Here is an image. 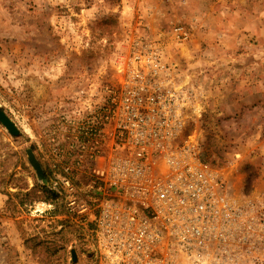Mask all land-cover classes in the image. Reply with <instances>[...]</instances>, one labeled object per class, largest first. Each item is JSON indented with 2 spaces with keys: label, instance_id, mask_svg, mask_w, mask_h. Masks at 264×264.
Instances as JSON below:
<instances>
[{
  "label": "rangeland",
  "instance_id": "374dc122",
  "mask_svg": "<svg viewBox=\"0 0 264 264\" xmlns=\"http://www.w3.org/2000/svg\"><path fill=\"white\" fill-rule=\"evenodd\" d=\"M157 88L186 105L176 143L243 207L225 264H264V0H0V110L18 131L0 122V264H99L114 103ZM43 186L53 203L18 196Z\"/></svg>",
  "mask_w": 264,
  "mask_h": 264
},
{
  "label": "built area",
  "instance_id": "2783aa9c",
  "mask_svg": "<svg viewBox=\"0 0 264 264\" xmlns=\"http://www.w3.org/2000/svg\"><path fill=\"white\" fill-rule=\"evenodd\" d=\"M114 106L116 150L94 171L99 264H225L243 207L224 200L216 174L176 143L181 95L125 92Z\"/></svg>",
  "mask_w": 264,
  "mask_h": 264
},
{
  "label": "trees",
  "instance_id": "16d2710c",
  "mask_svg": "<svg viewBox=\"0 0 264 264\" xmlns=\"http://www.w3.org/2000/svg\"><path fill=\"white\" fill-rule=\"evenodd\" d=\"M45 180L47 181L48 178L46 177V175L44 176ZM38 190L42 193V197L40 199L36 198L37 197V193L34 192H26L25 194H18V196H21L22 201H26L29 202L30 204L34 203V202H45V203H53L55 201V199L57 198V194L56 191L49 189L47 186H43V187H38ZM59 215H56L55 212H52L51 217H57Z\"/></svg>",
  "mask_w": 264,
  "mask_h": 264
},
{
  "label": "water",
  "instance_id": "95a60500",
  "mask_svg": "<svg viewBox=\"0 0 264 264\" xmlns=\"http://www.w3.org/2000/svg\"><path fill=\"white\" fill-rule=\"evenodd\" d=\"M0 122L4 125V127L12 134V135H18V131L16 127L13 125V123L6 117V115L0 110ZM29 163L32 166V168L35 170L38 178L40 180H44V175L42 172V169L35 159L32 151L27 152Z\"/></svg>",
  "mask_w": 264,
  "mask_h": 264
},
{
  "label": "bare ground",
  "instance_id": "6f19581e",
  "mask_svg": "<svg viewBox=\"0 0 264 264\" xmlns=\"http://www.w3.org/2000/svg\"><path fill=\"white\" fill-rule=\"evenodd\" d=\"M36 206L40 209H43L45 205L43 203H36ZM74 257H75V255H74Z\"/></svg>",
  "mask_w": 264,
  "mask_h": 264
}]
</instances>
